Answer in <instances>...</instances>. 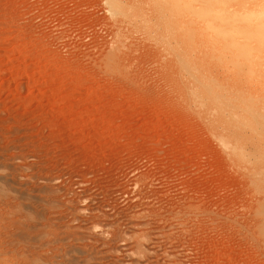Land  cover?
I'll return each instance as SVG.
<instances>
[{
	"label": "rangeland",
	"instance_id": "374dc122",
	"mask_svg": "<svg viewBox=\"0 0 264 264\" xmlns=\"http://www.w3.org/2000/svg\"><path fill=\"white\" fill-rule=\"evenodd\" d=\"M210 7L0 0V264H264V32Z\"/></svg>",
	"mask_w": 264,
	"mask_h": 264
},
{
	"label": "bare ground",
	"instance_id": "6f19581e",
	"mask_svg": "<svg viewBox=\"0 0 264 264\" xmlns=\"http://www.w3.org/2000/svg\"><path fill=\"white\" fill-rule=\"evenodd\" d=\"M192 1L193 0H172V3L175 8L182 11L188 10ZM233 1L236 2L233 3ZM194 2L196 4H200L201 2H204L205 4L209 3L211 6L210 8L213 7L209 12L204 11L203 15L200 14L202 10H199L196 13L199 15V18L200 16L204 18L208 26H212V24L208 22L211 18H218L219 26L222 28L224 35L240 31H250L255 34L256 40H263L264 0H194ZM193 12V16H197L195 15V11ZM205 13L207 14L205 15ZM244 50L245 48L241 49V52H244ZM254 57L256 58L257 56L254 55Z\"/></svg>",
	"mask_w": 264,
	"mask_h": 264
}]
</instances>
